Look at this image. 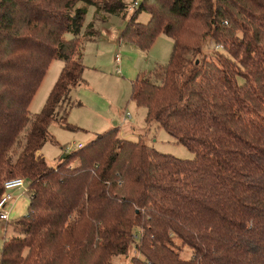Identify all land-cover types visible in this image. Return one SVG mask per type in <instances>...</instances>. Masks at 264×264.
<instances>
[{"label":"trees","instance_id":"16d2710c","mask_svg":"<svg viewBox=\"0 0 264 264\" xmlns=\"http://www.w3.org/2000/svg\"><path fill=\"white\" fill-rule=\"evenodd\" d=\"M88 6L93 20L127 15L125 0H0V195L20 175L29 197L0 264H109L130 245V264H264V0H139L128 14L123 42L147 51L159 33L173 41L165 65L132 80L130 99L193 158L115 125L49 165L36 154L49 124L74 130ZM206 38L222 45L213 58ZM54 58L63 66L30 114Z\"/></svg>","mask_w":264,"mask_h":264},{"label":"rangeland","instance_id":"374dc122","mask_svg":"<svg viewBox=\"0 0 264 264\" xmlns=\"http://www.w3.org/2000/svg\"><path fill=\"white\" fill-rule=\"evenodd\" d=\"M125 2L127 4L126 17L115 15L106 22L110 16L106 15L102 20L91 21L92 28L90 30L93 32L89 36L86 34L88 28L86 25L92 18L94 7L88 6L87 8L83 22V29L85 26L86 28L83 35L79 36V44L89 37H97L95 42H89L85 46L82 77L87 86L84 84L81 88L73 91L71 95V100L74 99V101L70 106L67 121L74 127V130L62 127L56 120L49 124L48 134L41 147L42 156L49 165H55L62 154L76 149V143L85 144L115 125L119 127V135L125 139L134 141L139 135H142L147 144L159 152L181 159H191L194 156L187 147L177 143L163 128L153 122H147L146 109L137 106L130 99L132 80L141 72L148 73L154 70L157 65H165L169 60L173 41L170 36L159 33L147 51H142L136 46L121 41L119 34L134 9L131 7V0H125ZM148 16L147 11L141 10L136 19L146 22ZM64 36L69 38L71 34L66 33ZM107 36L110 37V40ZM213 47V41L206 38L203 42V53L208 58L214 57ZM117 52H120L122 57L120 73L115 71L114 56ZM62 66V60L58 58L51 60L28 106L30 114L41 111ZM78 100L81 101V104L78 103ZM109 111L112 117H108L107 112ZM36 154H39V151ZM26 190L27 182L23 188L11 191L12 197L15 198L13 208L17 211L11 213L6 223H0V250L3 239L13 235L14 219L27 211L28 202L26 199L29 200V197ZM19 195H23V197H17ZM135 232L138 235V229H135ZM132 252L133 245H130L127 255H113L109 264H130ZM180 254L183 258H189L192 251L189 247L184 246Z\"/></svg>","mask_w":264,"mask_h":264},{"label":"built area","instance_id":"2783aa9c","mask_svg":"<svg viewBox=\"0 0 264 264\" xmlns=\"http://www.w3.org/2000/svg\"><path fill=\"white\" fill-rule=\"evenodd\" d=\"M139 0H134L132 2L131 7L135 8L138 5ZM214 48L215 49H221L222 45L221 44H214ZM120 58L119 53L115 54V59L118 62ZM83 146V143H76L75 147L76 148H80ZM25 185V180L23 177L20 176H15V177H11L6 179L3 182V192L0 195V223H6L9 218H10V213L13 209L14 206V197H12L11 191L14 189H21L23 188ZM27 192V190H26ZM133 255H137L138 252L135 248H133Z\"/></svg>","mask_w":264,"mask_h":264},{"label":"crops","instance_id":"0c3cea01","mask_svg":"<svg viewBox=\"0 0 264 264\" xmlns=\"http://www.w3.org/2000/svg\"><path fill=\"white\" fill-rule=\"evenodd\" d=\"M93 15H94V9H93ZM93 15H92V18H91V20L89 21V22H91V21H93ZM149 17V16H148ZM111 19V16H109V18H107L105 21L106 22H108L109 20ZM88 22V23H89ZM100 29V28H99ZM102 30H103V28H102ZM99 32H101V31H99ZM99 32H97L98 34H99ZM109 34V33H108ZM119 36H120V34H119ZM107 38H108V40H110V37L109 36H107ZM96 39H97V37H89V38H87V39H85L84 40V42H83V44H82V51H81V54H80V61H81V63L83 64V59H84V54H85V51H86V49H85V46H86V44L87 43H89V42H91V43H93V42H95L96 41ZM121 40V39H120ZM122 41V40H121ZM125 44H129V43H126L125 42ZM120 45V44H119ZM120 47V46H119ZM117 53H119V55H120V58H119V61L117 62L116 61V59H115V56H114V64H115V71H116V73H120V69H121V64H122V57H121V54H120V52H117ZM84 71V70H83ZM84 79V78H83ZM86 85V83H85V81L81 84V85H79V86H77V87H74L72 90H71V95H72V92L73 91H75L77 88H81L83 85ZM87 86V85H86ZM72 98V97H71ZM72 101H74V99L72 100ZM79 101V100H78ZM79 104H81V101H79ZM107 115H108V117H112V116H110V111L109 112H107ZM109 119H111V118H109ZM115 123V122H114ZM39 152H41V150L39 151ZM42 154V153H41ZM17 197H23V195H19V196H17ZM15 199V198H14ZM20 199V198H19ZM15 202V201H14ZM26 202H28V199H26ZM17 210H14V208H13V210L11 211V213L13 212V213H15ZM11 213H10V216H11ZM21 213H23V212H21ZM24 213H25V211H24ZM23 213V214H24Z\"/></svg>","mask_w":264,"mask_h":264},{"label":"water","instance_id":"95a60500","mask_svg":"<svg viewBox=\"0 0 264 264\" xmlns=\"http://www.w3.org/2000/svg\"><path fill=\"white\" fill-rule=\"evenodd\" d=\"M61 157H63V154H62V156Z\"/></svg>","mask_w":264,"mask_h":264}]
</instances>
